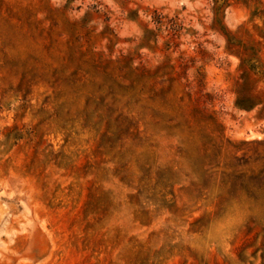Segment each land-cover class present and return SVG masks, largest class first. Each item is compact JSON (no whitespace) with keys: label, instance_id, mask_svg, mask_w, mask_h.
Masks as SVG:
<instances>
[{"label":"rangeland","instance_id":"374dc122","mask_svg":"<svg viewBox=\"0 0 264 264\" xmlns=\"http://www.w3.org/2000/svg\"><path fill=\"white\" fill-rule=\"evenodd\" d=\"M0 264H264V0H0Z\"/></svg>","mask_w":264,"mask_h":264}]
</instances>
